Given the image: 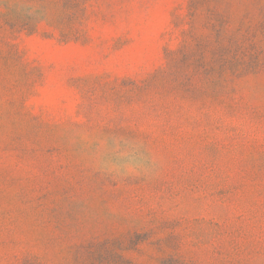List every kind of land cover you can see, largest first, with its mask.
Returning a JSON list of instances; mask_svg holds the SVG:
<instances>
[{"label": "rangeland", "instance_id": "rangeland-1", "mask_svg": "<svg viewBox=\"0 0 264 264\" xmlns=\"http://www.w3.org/2000/svg\"><path fill=\"white\" fill-rule=\"evenodd\" d=\"M0 264H264V0H0Z\"/></svg>", "mask_w": 264, "mask_h": 264}]
</instances>
